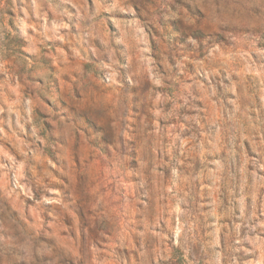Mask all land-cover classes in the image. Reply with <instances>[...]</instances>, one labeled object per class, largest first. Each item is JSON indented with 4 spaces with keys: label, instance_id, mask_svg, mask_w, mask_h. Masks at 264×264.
Wrapping results in <instances>:
<instances>
[{
    "label": "clouds",
    "instance_id": "obj_1",
    "mask_svg": "<svg viewBox=\"0 0 264 264\" xmlns=\"http://www.w3.org/2000/svg\"><path fill=\"white\" fill-rule=\"evenodd\" d=\"M0 264H264V0H0Z\"/></svg>",
    "mask_w": 264,
    "mask_h": 264
}]
</instances>
